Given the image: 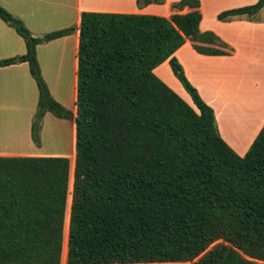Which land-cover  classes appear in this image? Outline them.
Returning a JSON list of instances; mask_svg holds the SVG:
<instances>
[{
    "label": "trees",
    "instance_id": "trees-1",
    "mask_svg": "<svg viewBox=\"0 0 264 264\" xmlns=\"http://www.w3.org/2000/svg\"><path fill=\"white\" fill-rule=\"evenodd\" d=\"M199 6L172 2L187 11L168 17L82 11L73 116L50 93L36 46L76 26L33 36L0 5L26 47L0 66L27 62L35 117L48 111L75 124L71 165L67 156H0V264H264V123L237 154L174 55L187 39L200 54L233 50L200 30ZM263 6L217 18L254 21ZM165 60L193 105L154 73ZM38 131L32 123L36 146Z\"/></svg>",
    "mask_w": 264,
    "mask_h": 264
},
{
    "label": "crops",
    "instance_id": "crops-1",
    "mask_svg": "<svg viewBox=\"0 0 264 264\" xmlns=\"http://www.w3.org/2000/svg\"><path fill=\"white\" fill-rule=\"evenodd\" d=\"M11 5L3 4L9 11L21 17L27 24L21 11L27 6L26 0H9ZM40 1V0H39ZM50 1L60 6L63 12L69 7L74 14L73 33L56 38L61 42L56 55V66L63 71L67 69L72 76L68 92L72 90V101L76 115L77 85V47L82 11H100L116 13L153 14L168 17L173 12H185L171 7L178 0H165L164 3H150L138 7L136 0H41ZM202 14L199 28L210 30L228 43L233 50L225 49L222 55L198 53L187 39L174 55L181 63L189 81L197 88L202 99L210 105L216 117L222 138L243 155L264 123V6L250 21L244 17L222 21L217 15L228 9L252 4L257 0H199ZM13 7V8H12ZM15 9V10H13ZM20 18V19H21ZM52 41V40H51ZM55 41V40H54ZM36 46V50L38 46ZM0 50L5 52L1 59L23 54L26 50L23 38L0 19ZM38 62L41 61L37 55ZM154 73L170 88L186 99L181 83L174 77L168 60L154 68ZM0 87L7 89H24L29 97L28 106L11 99L4 101L2 108L7 112L1 114L0 156H50L38 152L31 138V128L35 117L38 91L36 83L29 72L27 62L0 66ZM70 96V93H69ZM188 102V101H187ZM191 104V103H190ZM22 112L19 113V110ZM72 151L75 156V124L72 122ZM242 141L241 144L237 142ZM246 140V141H245ZM40 147V146H37ZM59 156L58 154H52Z\"/></svg>",
    "mask_w": 264,
    "mask_h": 264
},
{
    "label": "rangeland",
    "instance_id": "rangeland-1",
    "mask_svg": "<svg viewBox=\"0 0 264 264\" xmlns=\"http://www.w3.org/2000/svg\"><path fill=\"white\" fill-rule=\"evenodd\" d=\"M0 1L3 2V4L9 6V8H11V5L8 3L10 2L9 0H0ZM26 1L28 4L24 9V11L21 12L22 14H24L28 25H26L25 22L24 23L33 36H37V37L42 36L47 32L61 29L70 25H74V14L71 11L70 7L63 12H60L59 10L62 8H59L60 6H56V4H53L50 1L48 2L47 1L44 2L41 0L40 1L26 0ZM0 5L3 6L5 9H7L1 3ZM9 12L15 16H18L11 11ZM54 40L46 43H42L41 45L38 46L36 50V55H38L41 61V66L39 64L41 74L53 97L57 101H59L62 105H64L66 108L70 109L73 112V116H75V108L73 106V101H72V90L68 92V85L72 74L70 71H67L68 68H66V70L64 71L62 69L60 70L57 68L55 59L57 53L59 52L61 42L56 41V39ZM3 54L6 53L0 50V56H2ZM178 82L180 83L179 80ZM182 89L184 92H186L183 86ZM29 97L30 96L26 95L24 89H17V90L15 89V91H13L11 88L4 89L0 87V117L1 114L7 112V110L2 108V104L4 101H10L11 99H14L15 101L19 102L23 108V106L24 107L28 106ZM186 97H187V101L191 103V105H193L191 102V98L187 92H186ZM21 112L22 109L19 110V113ZM36 121L37 124H35ZM72 122L73 120L71 119L58 118L54 114L48 111L45 112L44 115L39 119L34 117L33 123L34 126H37V128L39 127L38 133L40 137V147L34 146V148L38 150V152L40 151V153H44L46 155L50 154V156H56L52 154H58L59 156H67L69 158V156H71V151H72V131H71ZM0 125L2 126L1 123ZM1 131L2 130L0 127V133ZM237 142L241 144L242 141L238 140ZM69 163L71 165L70 158H69ZM70 177L72 178L71 169L69 174V182L71 180ZM71 187H72V180L70 187L68 184L69 192L71 191ZM60 264H66L65 261L63 260V257L61 259Z\"/></svg>",
    "mask_w": 264,
    "mask_h": 264
},
{
    "label": "water",
    "instance_id": "water-1",
    "mask_svg": "<svg viewBox=\"0 0 264 264\" xmlns=\"http://www.w3.org/2000/svg\"><path fill=\"white\" fill-rule=\"evenodd\" d=\"M35 124H37V121L35 122Z\"/></svg>",
    "mask_w": 264,
    "mask_h": 264
}]
</instances>
